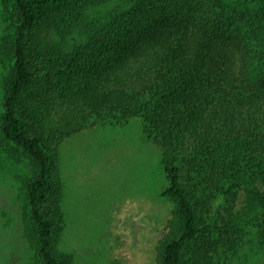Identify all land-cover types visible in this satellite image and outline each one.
Wrapping results in <instances>:
<instances>
[{
	"label": "trees",
	"instance_id": "16d2710c",
	"mask_svg": "<svg viewBox=\"0 0 264 264\" xmlns=\"http://www.w3.org/2000/svg\"><path fill=\"white\" fill-rule=\"evenodd\" d=\"M105 1L4 0L13 31L0 45L11 63L0 148L30 166L20 194L32 264L73 262L60 247L62 141L135 116L162 149L163 194L175 203L158 264H185L187 242L205 235L211 191L249 184L264 215V0H130L74 49L50 40Z\"/></svg>",
	"mask_w": 264,
	"mask_h": 264
},
{
	"label": "rangeland",
	"instance_id": "374dc122",
	"mask_svg": "<svg viewBox=\"0 0 264 264\" xmlns=\"http://www.w3.org/2000/svg\"><path fill=\"white\" fill-rule=\"evenodd\" d=\"M129 1L90 5L82 25L64 41L56 32L50 40L74 49L87 41L92 29L127 8ZM10 8L0 0V45L3 36L13 31L7 17ZM10 66L0 62V113ZM60 147L65 213L60 247L72 254V264H158L175 203L163 194L170 180L162 149L145 134L142 118L86 128L66 137ZM180 167L188 185V168L183 162ZM27 173L31 170L26 158L15 160L0 148V264L34 260L22 223L20 176ZM256 184L262 186L261 181ZM250 187L240 186L236 195L211 191V210L202 225L205 235L202 232L187 242L185 264H264V215Z\"/></svg>",
	"mask_w": 264,
	"mask_h": 264
}]
</instances>
